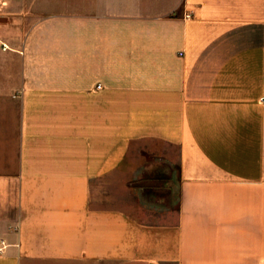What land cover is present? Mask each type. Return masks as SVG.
Wrapping results in <instances>:
<instances>
[{"label":"crops","instance_id":"0c3cea01","mask_svg":"<svg viewBox=\"0 0 264 264\" xmlns=\"http://www.w3.org/2000/svg\"><path fill=\"white\" fill-rule=\"evenodd\" d=\"M121 172L174 207L95 203ZM0 238V264H264V0H0Z\"/></svg>","mask_w":264,"mask_h":264},{"label":"rangeland","instance_id":"374dc122","mask_svg":"<svg viewBox=\"0 0 264 264\" xmlns=\"http://www.w3.org/2000/svg\"><path fill=\"white\" fill-rule=\"evenodd\" d=\"M142 186V188H141ZM163 180L146 181L140 178L130 179L121 172L113 179L103 178L93 188L94 202L99 205H123L134 210L139 203L147 204L149 210H168L175 205L171 195H167ZM173 200V201H172ZM168 208V209H166ZM137 215L139 212L133 211Z\"/></svg>","mask_w":264,"mask_h":264},{"label":"built area","instance_id":"2783aa9c","mask_svg":"<svg viewBox=\"0 0 264 264\" xmlns=\"http://www.w3.org/2000/svg\"><path fill=\"white\" fill-rule=\"evenodd\" d=\"M96 88H100V84H97ZM5 245H6V243L4 242V240L2 238H0V251H2V249L4 248Z\"/></svg>","mask_w":264,"mask_h":264}]
</instances>
